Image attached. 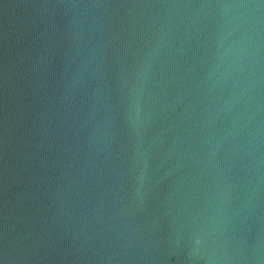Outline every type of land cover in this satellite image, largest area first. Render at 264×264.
<instances>
[{
    "label": "water",
    "instance_id": "1",
    "mask_svg": "<svg viewBox=\"0 0 264 264\" xmlns=\"http://www.w3.org/2000/svg\"><path fill=\"white\" fill-rule=\"evenodd\" d=\"M0 264H264V0H0Z\"/></svg>",
    "mask_w": 264,
    "mask_h": 264
}]
</instances>
